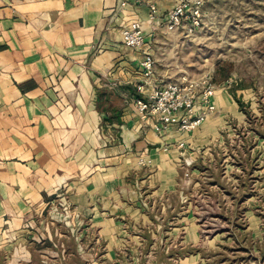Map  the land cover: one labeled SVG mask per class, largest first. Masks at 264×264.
<instances>
[{"label":"crops","instance_id":"crops-1","mask_svg":"<svg viewBox=\"0 0 264 264\" xmlns=\"http://www.w3.org/2000/svg\"><path fill=\"white\" fill-rule=\"evenodd\" d=\"M174 3L0 0V264L22 263V237L57 192L94 215L112 203L128 209L142 160L155 170L147 181L155 194L177 175L171 147L189 134L195 145L205 141L200 133L212 129L209 118L190 133L175 126L156 132V120L136 106L157 83L154 68L151 86L137 91L143 52L153 55L165 34L185 35L163 24ZM130 22L143 30V50L121 42ZM211 102L224 105L220 94Z\"/></svg>","mask_w":264,"mask_h":264},{"label":"rangeland","instance_id":"rangeland-1","mask_svg":"<svg viewBox=\"0 0 264 264\" xmlns=\"http://www.w3.org/2000/svg\"><path fill=\"white\" fill-rule=\"evenodd\" d=\"M156 44V85L208 75L224 108L207 119L219 120L203 143L171 147L170 187L154 194L142 160L128 209L94 215L57 192L26 229L21 264H264V0H207L196 33Z\"/></svg>","mask_w":264,"mask_h":264},{"label":"built area","instance_id":"built-area-1","mask_svg":"<svg viewBox=\"0 0 264 264\" xmlns=\"http://www.w3.org/2000/svg\"><path fill=\"white\" fill-rule=\"evenodd\" d=\"M206 1L175 0L173 8L163 19L166 30H182L187 36L196 33L202 25ZM155 12V7L151 5V20L154 19ZM120 35L124 46L143 50L145 36L138 22H130L122 27ZM140 67L144 82L137 86V91L144 93L146 87L151 86L148 80L152 78L154 71V60L149 52H143ZM210 81L211 78L204 75L197 80L182 77L179 83L153 86L145 99L136 100V106L142 117H152L156 120V132H165L175 126L182 133H190L203 124L215 110L211 102L214 88Z\"/></svg>","mask_w":264,"mask_h":264}]
</instances>
